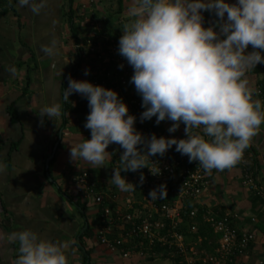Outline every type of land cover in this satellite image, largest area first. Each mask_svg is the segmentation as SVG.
<instances>
[{
	"label": "crops",
	"instance_id": "1",
	"mask_svg": "<svg viewBox=\"0 0 264 264\" xmlns=\"http://www.w3.org/2000/svg\"><path fill=\"white\" fill-rule=\"evenodd\" d=\"M36 5H40L38 12L32 11ZM129 6L130 0H33L31 6L21 7L15 0L13 8L0 13V264H15L20 246L13 234L25 229L41 239L71 241L69 264H173L160 250H154L152 257L133 254L125 258L96 241V230L103 221L97 218L92 201L82 197L78 179L86 172L96 182V190L104 197L113 196L111 207L117 211H124L128 200L141 201L136 190L121 192L111 183L123 149L109 145L106 151L111 155L102 166L69 159L70 148L85 139L86 111L84 98L73 93L66 100L65 91L69 77L89 82L92 67L89 58H78L74 44L94 36L95 25L103 34L119 38L122 26L131 19ZM202 15L204 27L215 24L214 14L204 11ZM246 75L257 93L253 99L264 105V64H257ZM125 90L136 93L131 83ZM50 104L61 105V116L54 122L40 117L41 109ZM152 121L163 137L185 138L183 124L169 133L171 121L159 125L155 117ZM249 147L254 154L249 152L245 160L256 169L264 187V123ZM121 175L129 181L128 172ZM257 196L242 184L236 164L230 169H212L200 197L203 205L219 215L236 212L238 225L254 231L255 242L243 264L264 260V202ZM259 197L264 199V195Z\"/></svg>",
	"mask_w": 264,
	"mask_h": 264
},
{
	"label": "clouds",
	"instance_id": "2",
	"mask_svg": "<svg viewBox=\"0 0 264 264\" xmlns=\"http://www.w3.org/2000/svg\"><path fill=\"white\" fill-rule=\"evenodd\" d=\"M18 2L24 7L33 0ZM204 11L215 15V24L204 27ZM128 16L117 52L133 69L129 82L144 109L139 120L155 117L156 125L171 121L169 133L183 124L185 138L144 136L117 92L69 77L65 99L76 93L87 100L84 128L90 130V139L70 148V161L102 166L111 155L106 151L109 145H119L121 167L113 169L111 183L125 193L136 186L121 172L149 168L150 157H163L173 146L206 172L238 164L264 123V105L253 99L257 93L246 75L264 64V0H130ZM249 46L251 52L246 51ZM60 116V104L41 109V118L54 122ZM150 172L159 175L160 169ZM139 179L143 183V173ZM149 196L164 198L165 185ZM13 238L20 246L15 264H69L71 241L41 239L30 229Z\"/></svg>",
	"mask_w": 264,
	"mask_h": 264
},
{
	"label": "built area",
	"instance_id": "3",
	"mask_svg": "<svg viewBox=\"0 0 264 264\" xmlns=\"http://www.w3.org/2000/svg\"><path fill=\"white\" fill-rule=\"evenodd\" d=\"M93 29L96 32L94 36L74 44L77 56L81 51L86 54L81 58L90 59L89 82L122 93L129 114L136 117L137 131L146 137L152 134L161 137L162 133L154 126L152 119L140 122V114L144 111L140 96L125 90L130 85L133 69L117 52L120 37L103 34L98 25ZM248 48L252 50L251 46ZM120 64L124 65L122 69L118 68ZM88 112L87 108L83 122L85 139H90V130L84 128ZM150 160L153 163L149 162V168L132 172L128 181L136 186L142 200H128L124 211L113 209L110 206L113 196L104 197V193L96 190V182L90 180L86 172L81 173L78 183L82 197L92 201L103 221V226L96 230V241L110 252L125 258L133 254L138 258L152 257L156 256L154 250L156 253L160 250L173 264H243L250 246L255 242V233L238 225L240 216L236 212L219 215L200 202L202 193L209 185L211 171L206 172L195 161L189 163L187 156L175 151V146L163 157L156 155ZM237 166L241 170L242 184L255 195L263 196L264 187L259 184L256 169L248 166L245 159ZM158 168L159 175L151 174L150 170ZM141 173L143 183L139 179ZM161 184L166 187V196L150 198V191ZM201 224L207 225L216 235L210 250L200 247L204 239L198 234ZM116 231L119 234H111ZM175 258L177 262L172 261ZM253 264H264V260L259 259Z\"/></svg>",
	"mask_w": 264,
	"mask_h": 264
},
{
	"label": "trees",
	"instance_id": "4",
	"mask_svg": "<svg viewBox=\"0 0 264 264\" xmlns=\"http://www.w3.org/2000/svg\"><path fill=\"white\" fill-rule=\"evenodd\" d=\"M15 4V0H0V13L3 14L5 13L9 8H13ZM85 54V52H79V55H78V58L81 59V56ZM86 55V54H85ZM77 66L75 65L73 67V70H75ZM87 100L85 99V104H84V110L87 111ZM252 153L254 154V151H252V148L251 147H248L247 149H245L244 151V156H243V160L248 158L249 155L248 153ZM252 158H254V156L252 155L251 157V160ZM119 159V158H118ZM116 160L115 162V165H114V169H118L121 167V164H120V159L119 160ZM123 172H121L122 174ZM129 176H132V172H128ZM257 196V195H256ZM259 199H261V202H264L262 198L259 197V195L257 196ZM256 197V198H257ZM262 197V196H261ZM111 206V204H110ZM97 218L99 219V211H98V214H97ZM200 220V219H199ZM88 228L86 229V232H87ZM198 234L201 235V237H203L204 239L201 241L200 243V247H204L205 249H211L213 246H214V242L216 240V235L212 233V231L207 227V225L205 224H201L199 226V229H198ZM211 241L212 243L211 244H208V242ZM130 245V244H129ZM132 246V244H131ZM133 250V249H131ZM85 253H87V249H85ZM86 260V258H84V261ZM173 262H177V259L175 258V260H172Z\"/></svg>",
	"mask_w": 264,
	"mask_h": 264
},
{
	"label": "rangeland",
	"instance_id": "5",
	"mask_svg": "<svg viewBox=\"0 0 264 264\" xmlns=\"http://www.w3.org/2000/svg\"><path fill=\"white\" fill-rule=\"evenodd\" d=\"M122 152H123V151H122ZM122 152H121V153H122ZM121 153H120L119 155H121ZM119 159H120V157H119Z\"/></svg>",
	"mask_w": 264,
	"mask_h": 264
},
{
	"label": "water",
	"instance_id": "6",
	"mask_svg": "<svg viewBox=\"0 0 264 264\" xmlns=\"http://www.w3.org/2000/svg\"><path fill=\"white\" fill-rule=\"evenodd\" d=\"M85 227H86V225H85ZM86 264H88V263H86Z\"/></svg>",
	"mask_w": 264,
	"mask_h": 264
}]
</instances>
